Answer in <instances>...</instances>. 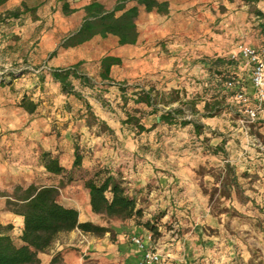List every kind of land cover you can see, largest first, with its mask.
<instances>
[{
    "label": "crops",
    "instance_id": "0c3cea01",
    "mask_svg": "<svg viewBox=\"0 0 264 264\" xmlns=\"http://www.w3.org/2000/svg\"><path fill=\"white\" fill-rule=\"evenodd\" d=\"M90 1L70 2L75 12L68 16L62 13L61 0H9L0 7V17L3 19L0 21V71L7 80L11 79V74H17V78L7 85H0V223L13 226L10 234L18 238V245L22 244L19 237L23 218L7 210V197L4 195H11L17 186L23 189L30 185L58 186L64 174L55 176L47 173L41 160L42 154L48 152L56 156L59 164L70 171L76 137L79 135L87 143L100 139L92 131L93 126L98 124L94 122L89 128L82 112L77 113L82 108L79 103L65 105L66 97L52 81L51 70L66 69L80 63L81 73L97 78L101 59L112 55L121 59V64L112 69L116 85L142 81L137 91H150L151 95L154 91L166 96L172 91L185 96L196 93L208 95L218 77L209 73L207 62L218 57L229 59V54L238 43L252 47L264 46V20L261 23L250 21L245 7H235L234 1L238 0H158L168 2V13L145 12L140 8L135 45L121 47L113 36H96L80 46L62 48L63 39L79 28L84 17L83 8ZM98 1L110 11L116 0ZM220 5L224 6L225 12L218 10ZM18 8L21 11L18 18H3L5 13ZM33 40L38 41L39 52L45 59H29L30 54L27 52ZM36 65H40L39 68L35 69ZM229 71L235 75L241 72V77L236 76L243 82H249L254 91L251 70L242 61L231 65ZM101 95L109 96V103L103 106L97 101H89L91 111L97 121L110 129L111 137L118 141L116 153L105 151L103 158H90L85 153L83 168L90 170L102 160L105 167H114L112 171L121 173L130 193L147 201L139 203L141 208L148 205L158 212L165 208L174 211L177 219L171 221L168 231L158 228L161 236L154 240V246L167 264H191L199 253L197 250H203L202 246L206 247L207 244L203 243L205 237L200 216L201 212H207L209 202V196L204 191L205 184L213 180L208 172L201 178L197 177L195 168L203 166L209 169L225 162L226 167L235 172L227 184L231 193L229 202L237 204L233 189L234 183L239 184V166L232 161H220L219 150L225 142H232L227 145L233 147L234 139L238 138L233 136L236 134L232 132L229 139H222L219 131L223 128L235 131L234 125L218 120L217 115L205 117L204 104L209 100L204 99L198 109L201 114L200 134L193 131L192 124L172 126L190 128L194 136L206 138L211 152H156L142 155L128 150L129 142L139 145L143 139L141 135H134L129 126L123 123L126 116L125 109L121 108L122 93L119 88L109 87L101 91ZM24 96L37 104L32 114L19 106ZM174 105L169 104L165 109ZM140 106L150 109L142 104ZM142 123L145 126L152 125L151 119L143 120ZM142 156L150 162H144ZM73 176L72 182L59 189L60 193L64 191L67 194L59 203L75 208L78 212V207L82 206L84 215L82 217L79 213V221H90L89 217L93 213L89 206L88 191L82 183L75 182V173ZM120 228L127 231L117 229L114 243L109 240L108 233L100 239L79 230L61 233L57 239H77L79 246L93 256L99 255L100 251H117L122 255V264H137L140 253L131 238L151 233L135 224ZM57 239L47 252L38 255L41 264H50L57 254L61 255L62 264H83L81 257L65 249V244L59 243Z\"/></svg>",
    "mask_w": 264,
    "mask_h": 264
},
{
    "label": "trees",
    "instance_id": "16d2710c",
    "mask_svg": "<svg viewBox=\"0 0 264 264\" xmlns=\"http://www.w3.org/2000/svg\"><path fill=\"white\" fill-rule=\"evenodd\" d=\"M7 1L9 0H0V7L4 6ZM73 1L75 0H61L64 15L75 12L70 7V2ZM240 1L245 6L264 4V0ZM21 7H24V4H21ZM140 8H143L145 12L155 11L159 14H167L168 2H159L158 0H116L113 9L109 11L98 0H92L83 8L84 17L79 28L63 39L61 47H77L96 36L102 38L113 36L117 39L118 46L121 47L135 45L138 39L136 21ZM20 14L21 11L18 8L7 12L3 18H18ZM253 14L264 20V10L254 9ZM2 20L0 17V21ZM236 62L221 57L207 62L209 73L212 76H217L218 81L211 85L212 91L210 90L211 95L208 99L210 101H206L204 104L205 117L217 115L228 99L236 100L235 97L238 93H246L244 82L229 71V67ZM120 64L121 59L119 57L107 55L100 61V72L97 78L81 73L80 63L66 69L51 70L50 77L58 85L60 92L66 99H71L81 105L82 108L77 113L82 112L89 128L96 122L103 129L111 132L102 122L97 121L91 111L88 99L101 101L99 93L102 90L96 88L95 79L100 81L104 88H108L114 82L112 69ZM10 78V80H7L4 73L0 75V85H7L12 79L17 78V74H11ZM119 90L122 93V108H125L128 102L125 97L127 90L122 87ZM129 100L136 106L142 104L150 108L148 114L157 115L159 124L167 126L178 124L180 127L192 124L193 131L196 134L201 132V125L189 120L177 119L181 114V110L175 108L160 111L157 109L150 91L133 90ZM174 100L168 103L170 104ZM194 105L195 103L191 102L192 110H195ZM19 106L27 113L32 114L36 110L37 104L24 96L20 99ZM134 112L138 113V111ZM139 115L137 117V115L126 111V119L123 123L137 133L150 132L152 127H145L141 123V116L143 115L141 113ZM73 150L74 159L70 171H66L59 164L56 156L48 152H44L41 156L43 167L47 173L55 176L64 174L63 181L60 180L58 186L30 185L25 189L17 186L11 195H4L7 197V210L23 218V229L19 237L22 244L16 245L10 234L13 226L0 223V264H41L38 255L46 252L61 233L79 230L83 234L101 237L111 232L109 227L96 225L89 221L80 222L79 212L75 208L65 207L58 202L59 189L72 182L74 179L73 173L75 172H80L83 177L82 184L88 191L89 206L94 215L102 216L105 219L132 220L135 225L145 227L154 240L158 236V220L160 217H153L145 222L141 221L144 210L139 206L138 196L130 193L125 186L121 173L114 172L105 166H96L90 170L85 169L82 166L84 154L76 141L73 142ZM58 257L59 254L55 255L50 264H55Z\"/></svg>",
    "mask_w": 264,
    "mask_h": 264
},
{
    "label": "rangeland",
    "instance_id": "374dc122",
    "mask_svg": "<svg viewBox=\"0 0 264 264\" xmlns=\"http://www.w3.org/2000/svg\"><path fill=\"white\" fill-rule=\"evenodd\" d=\"M234 3L236 8L245 7L246 12L249 14L250 21H255V23L258 21V23L262 22L261 18L254 16L253 11L254 9L264 10V4L245 6L240 0L234 1ZM218 10L220 12L226 11L224 6L221 5ZM47 23L49 25L50 20H48ZM37 44L38 41H32L29 51L27 52L30 54L29 59H45V57H42V52H39ZM39 66L40 65H36V68H34L37 69ZM236 75L240 76L241 72ZM94 84L98 90L102 91L109 87L126 88L127 92H125V97L128 102L125 108H121L125 109V112L127 111L137 115V117L140 116L139 114L141 113V115H143L141 116V123L143 120L151 119V126L144 125L145 127H152L150 132L137 133L132 128H129L134 135H141L140 137H142L143 140L140 141L139 145H135L134 142H129L128 150L137 151L142 155L156 152H171L175 154H184L186 152H211L209 144L206 143V138L201 139L199 136H194L190 128L178 129L177 126H167L159 124V122H157V124L154 122L157 119V115L153 114L154 116L150 117L151 115L148 114L149 110L147 108L140 105L136 106L131 100H129L132 91L140 88L143 84L142 81L124 82L119 83V85H116V82L114 81L108 86V88H104L101 82L95 79ZM244 85L247 101L245 103H240L236 100L228 99L223 104L222 110L217 114L218 120L229 122V125H234L235 129V131L229 128L221 129L219 131L220 138L229 139L232 132L236 134L233 135L234 137H238L234 139V145L232 148L231 145L228 146L229 143L232 142H225L222 148H219L221 154L220 161H228L227 163L232 161L239 166L237 172L240 177L239 184L234 183L233 189V197L237 200V204L229 202L231 193L227 189V184L230 182V178L235 172L228 169L225 162L222 161L219 166L214 165L209 169H206L203 166H197L195 168L197 177L201 178L206 172H208L213 180L205 184L204 191L209 196V202L207 212H201L200 216V221H202V234L203 237H205L203 243L207 244L206 247L202 246L203 250H197L199 253H197V256H195L191 264H264V186H262L264 185V124H260L264 123V109L258 112L254 120L249 117L246 111L257 107V99L255 92L251 90L249 86V82H244ZM99 95H101V93H99ZM210 95L211 93H208V95L196 93L185 96L183 93L175 94L173 91L168 96L161 95L158 91L152 93L153 101L157 109L160 111H166L165 108L169 105L168 102L175 99L174 102L170 103L173 105L175 104L174 107H170L169 109L176 108L181 110V114L177 119L189 120L196 124H199L201 121V114L198 110L201 108V102H203L204 99H210ZM88 100L90 102L93 101L92 98H89ZM100 100L102 102L100 101L99 104L104 106L106 105L105 103H109L107 102L109 101V96L101 95ZM72 102L73 100L67 101L65 99V105H72ZM191 102L195 103V110L191 109ZM122 105L123 102L121 101V106ZM134 111H138V113ZM92 131L95 135H98L100 139L87 143V141H82L79 135L76 137V142L79 144L84 156L85 153H87V157L90 158L91 156H94V158H103V153H105V151L106 153H109L112 150L113 153H116L115 148L118 141L111 137V133L108 130L103 129V127L98 124L93 126ZM177 139H180V141ZM142 157L144 162H150L147 160L148 158H144V156ZM96 166L104 167L103 161L99 160V163L95 164L91 169ZM111 168L113 169L114 167ZM247 170L250 172L248 173ZM75 175V182H80L79 184H81L83 182L81 173L75 172ZM12 193L13 191L11 194ZM66 195L67 194L64 193V191L61 193L59 192L58 202L60 199L62 201L63 197ZM138 200L139 203L142 204L147 202L143 197L139 196ZM144 207L143 210H145V212L141 221L145 222L148 219L159 216L158 225L162 231L170 230L171 221L177 219V216H175L176 213L174 211H169L168 208L158 212L156 209L150 208L148 205H144ZM78 210L83 217V207L79 206ZM89 220V222H92L93 224L109 227L111 229V232L108 233L109 240L113 243L117 240V229H120L121 232H125L127 230L120 228L121 226H131V224H134V221L132 220L122 221L119 219H105L102 216L94 214L89 217ZM140 227L147 230L143 226ZM158 233L156 239L161 236L159 230ZM103 236L99 238L101 239ZM12 238L15 244L18 245V238L15 236ZM57 240L59 243L65 244V249L72 250L75 254L81 257L83 264L123 263L122 255L117 251L112 253L100 251L99 255L93 256L87 254L89 253L87 249L83 250L79 246L77 239L69 241L58 237ZM83 244H86V242L83 241ZM55 264H62L60 254Z\"/></svg>",
    "mask_w": 264,
    "mask_h": 264
},
{
    "label": "built area",
    "instance_id": "2783aa9c",
    "mask_svg": "<svg viewBox=\"0 0 264 264\" xmlns=\"http://www.w3.org/2000/svg\"><path fill=\"white\" fill-rule=\"evenodd\" d=\"M229 59L242 61L251 70V84L257 99V107L248 109L246 112L254 120L264 105V46L252 47L243 43H238L229 54ZM3 72L0 71V75ZM230 85V84H228ZM235 99L245 103L246 93L240 92ZM132 244L140 253L137 264H167L164 256L154 246V239L151 234L144 237L135 235L131 238Z\"/></svg>",
    "mask_w": 264,
    "mask_h": 264
}]
</instances>
